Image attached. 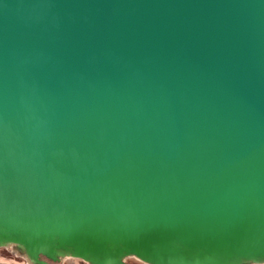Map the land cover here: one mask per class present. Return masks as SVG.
Segmentation results:
<instances>
[{"label": "water", "instance_id": "1", "mask_svg": "<svg viewBox=\"0 0 264 264\" xmlns=\"http://www.w3.org/2000/svg\"><path fill=\"white\" fill-rule=\"evenodd\" d=\"M0 226L264 259V0H0Z\"/></svg>", "mask_w": 264, "mask_h": 264}, {"label": "bare ground", "instance_id": "2", "mask_svg": "<svg viewBox=\"0 0 264 264\" xmlns=\"http://www.w3.org/2000/svg\"><path fill=\"white\" fill-rule=\"evenodd\" d=\"M52 232L53 231L49 228H37L36 234L39 237L38 246H40L43 249H49L50 251H52L53 256L58 259H62L65 256L83 257V259H88V260L92 259V257H95V256L101 259H106V258L110 259L111 256L112 257L115 256V258L117 259L118 258L123 259L124 257L130 256L133 254H135L138 260H142L145 262L152 261V258H153V257L151 258L150 256H147V253H145L144 250L142 249L137 248V250H135V247L131 245V239H126L125 241L117 236L97 234L95 235V240H96L95 244L99 245V247L95 249L93 252L92 248L94 247L92 246V244H88L87 246L83 243L81 244L80 242L76 240H74L73 243L66 244L67 241H65V238L63 237H60V238L53 237L54 239H49L50 234H52ZM9 237L12 238V234L9 232L7 233L6 229L3 230L0 226V244L10 245L14 243L15 245L16 241L11 240ZM17 241L22 242L23 239L17 240ZM33 243L34 241H31V244ZM154 246H156V253H158L159 255L158 257L160 258L163 257L165 254L173 258L172 257L173 251H177V253H178V250H182V249L191 251L187 249V247L180 246V244H177V243H175V245H172L170 244V241H166L165 243L155 242ZM88 250L93 252L94 254L92 255H95V256H90V253H87ZM208 256L209 255L204 254V253L199 256H196L198 257V259H196V262L200 263L199 259H201V262H203L204 260H207V258H209ZM216 256H219V259L224 264H242L247 261L258 263V264L260 263L264 264V259L247 260V259L237 258L234 260H228V258L225 255L223 256V255L216 254Z\"/></svg>", "mask_w": 264, "mask_h": 264}, {"label": "rangeland", "instance_id": "3", "mask_svg": "<svg viewBox=\"0 0 264 264\" xmlns=\"http://www.w3.org/2000/svg\"><path fill=\"white\" fill-rule=\"evenodd\" d=\"M40 230V229H39ZM8 233V232H7ZM11 240L16 241L15 245L20 246L26 253V255L29 257V259L26 257L25 253L22 251V249L18 246H13L10 244V246H1L0 247V264H92L87 263L83 261L82 259H78L77 257H71V256H65L62 259H54L49 254H39L35 260H33L32 255L28 254L26 251L25 243H22L21 241L14 240L13 237H9ZM14 244V243H12ZM23 244V245H22ZM172 245H175V243H170ZM183 246V245H180ZM185 247V246H184ZM178 254L181 255L185 260V262H189L194 264L196 262V259L201 255V253H198L196 250L194 251H187V250H178ZM204 256V255H203ZM87 260L88 259H84ZM132 260H135L139 264H145L139 260H137L134 257H124L121 261L118 262H109V263H102V264H125ZM201 263V259H199ZM148 264V263H147ZM242 264H258L254 262H244ZM262 264V263H260Z\"/></svg>", "mask_w": 264, "mask_h": 264}, {"label": "trees", "instance_id": "4", "mask_svg": "<svg viewBox=\"0 0 264 264\" xmlns=\"http://www.w3.org/2000/svg\"><path fill=\"white\" fill-rule=\"evenodd\" d=\"M125 264H139V263L136 262L135 260H132V261H130V262H128V263H125Z\"/></svg>", "mask_w": 264, "mask_h": 264}]
</instances>
